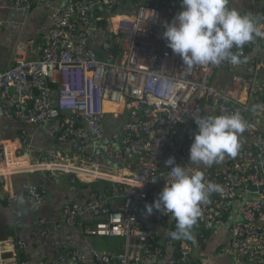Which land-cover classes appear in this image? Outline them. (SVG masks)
<instances>
[{"label":"built area","instance_id":"built-area-1","mask_svg":"<svg viewBox=\"0 0 264 264\" xmlns=\"http://www.w3.org/2000/svg\"><path fill=\"white\" fill-rule=\"evenodd\" d=\"M56 1L14 0V7L29 12ZM251 1L246 14L264 17V0ZM120 2L66 0L45 37L19 42L11 64L0 68V100L12 105L15 118L22 123L56 124L58 144L43 150L35 161L26 132L17 145L0 144L3 201L12 206V179L21 173H41L54 183L66 179L71 185L102 184L87 202L64 205L62 222L70 229L83 228L88 237L120 239L121 243L114 250L93 247L90 257L78 249H66L57 261L211 264L200 253L205 239L226 226L236 201L247 195L238 219L231 220L219 255H233L236 264H264V133L256 121L264 122V108L251 111L254 105H264V82L256 78L264 71V59L254 57L238 65L248 67L250 75L234 74L219 88L213 84L216 71L238 66L223 62L189 68L162 38L165 22L173 23L181 8L168 0H143L129 14L119 16L115 13ZM96 8L105 13L100 19L103 25L93 24ZM3 26L0 13V36ZM93 30L107 35L104 58L85 44ZM249 49H264V39L245 45L244 56ZM31 53L37 58L30 59ZM206 104L214 108L213 115L239 111L248 122L241 136L249 142L241 145L235 157L211 167L190 164L192 138L180 133L206 116ZM92 148L100 149L110 165L101 164ZM171 157L176 165L199 167L207 181L223 189L201 205L202 216L192 229L194 240L170 238L176 227L171 214L155 209L151 215L146 212L145 205L154 203L169 179L170 166L165 162ZM250 186L256 190L250 191ZM21 192L35 206L47 201V192L39 185L24 183ZM22 218L23 213L17 211L16 229L22 226ZM45 225L44 220L35 222L44 235ZM17 249L21 255L24 244L19 242ZM4 254L0 251V258ZM14 258L13 264L53 262Z\"/></svg>","mask_w":264,"mask_h":264},{"label":"crops","instance_id":"crops-1","mask_svg":"<svg viewBox=\"0 0 264 264\" xmlns=\"http://www.w3.org/2000/svg\"><path fill=\"white\" fill-rule=\"evenodd\" d=\"M140 1L143 0H121L115 14L119 16L129 14L134 4ZM65 2L66 0H57L51 7L39 6L28 12L17 10L14 7V0L0 1V13L4 21L0 36V68L5 69L11 64L13 50L19 42L42 40L45 37L51 28L56 11ZM251 4V0H232L231 7L236 8L241 14H246L251 9ZM177 6L182 10L181 5ZM104 15L105 13L101 9L96 8L93 13V22L98 24V21L101 22L100 19ZM106 39V34L93 30L88 34L85 44L95 50L100 58H104L105 53L102 45ZM246 57L248 58L247 61L254 57L264 59V49H249ZM29 58L36 59L37 54L31 53L29 54ZM234 74L246 77L250 75V72L248 67L245 68L244 66H238L230 71L218 70L214 75L213 84L222 88L228 84ZM256 78L257 82H264V71L258 72ZM205 109L206 116L214 114L212 106L206 104ZM256 121L264 133L263 120L256 119ZM56 127V124L40 127L22 123L15 118L12 105L6 100H0V144L12 143L17 145L20 143L23 132H26L31 137L33 145L32 159L34 161L43 150L58 147L56 142ZM197 132L198 129L189 128L180 130V133L183 135L191 137L192 142L194 134ZM248 142L249 139L246 136H240L241 145ZM91 152L96 153V158L101 164L110 165L100 149L92 148ZM24 183L36 184L43 187L47 192V201L41 206H35L24 200L21 192V187ZM12 184L15 199L11 207L3 201V190L0 189V251L5 252L3 258H0V264H13L15 256L23 257L35 263L52 260V264H72L69 261L59 262L56 259L66 249H78L90 257L89 253L93 247L105 251L114 250L121 243L120 239L88 237L83 228L70 229L62 222V209L64 205L87 202L91 192L101 187L102 184L71 185L66 179L61 183H54L50 178L41 173L17 174L12 179ZM246 196L243 195L236 201L232 214L233 219H238V209L241 206L242 199L246 198ZM17 211L23 213L22 226L18 229L14 227V217ZM232 218L228 219L224 228L219 229L215 234L211 235L200 252L211 264H234L233 255H219L220 246L229 237V226ZM38 220H44L46 223L45 235L43 234V230L35 226V222ZM86 226L88 227V222H85L84 228ZM19 242L24 244V252L21 255L17 249ZM199 257L200 255L197 256V258Z\"/></svg>","mask_w":264,"mask_h":264},{"label":"clouds","instance_id":"clouds-1","mask_svg":"<svg viewBox=\"0 0 264 264\" xmlns=\"http://www.w3.org/2000/svg\"><path fill=\"white\" fill-rule=\"evenodd\" d=\"M229 3L230 0H181L182 11L173 23L165 22L162 38L185 66L247 63L243 47L257 38L264 39V17L241 14ZM262 108L264 105L257 104L251 111ZM195 123L198 132L190 147V164L203 167L219 164L226 156L235 157L241 147L240 136L248 128L239 111L201 117ZM165 163L170 166L169 179L154 203L145 205L146 212L151 215L155 209L166 216L171 214L176 227L168 234L170 238L194 240L192 229L202 216L201 205L223 189L207 181L199 167L176 165L174 157Z\"/></svg>","mask_w":264,"mask_h":264},{"label":"trees","instance_id":"trees-1","mask_svg":"<svg viewBox=\"0 0 264 264\" xmlns=\"http://www.w3.org/2000/svg\"><path fill=\"white\" fill-rule=\"evenodd\" d=\"M170 3H173V4H176V5H181V0H168ZM93 24L94 25H103V21H98V24H95L94 22H93ZM206 117V116H205ZM162 227H164V226H162ZM210 239V236L208 235L207 236V239H205V240H209ZM233 263L234 264H236V260H235V258L233 257ZM194 264H196V262L194 263ZM197 264H200V263H197Z\"/></svg>","mask_w":264,"mask_h":264},{"label":"rangeland","instance_id":"rangeland-1","mask_svg":"<svg viewBox=\"0 0 264 264\" xmlns=\"http://www.w3.org/2000/svg\"><path fill=\"white\" fill-rule=\"evenodd\" d=\"M196 127H198V126H192V127H190V129H198V128H196ZM225 158H227V156L225 157ZM65 180V179H64ZM207 242V241H206ZM205 242V243H206ZM204 246H205V244H204Z\"/></svg>","mask_w":264,"mask_h":264},{"label":"water","instance_id":"water-1","mask_svg":"<svg viewBox=\"0 0 264 264\" xmlns=\"http://www.w3.org/2000/svg\"><path fill=\"white\" fill-rule=\"evenodd\" d=\"M248 189H249L250 191H255V190H256L254 187H251V186H250Z\"/></svg>","mask_w":264,"mask_h":264},{"label":"bare ground","instance_id":"bare-ground-1","mask_svg":"<svg viewBox=\"0 0 264 264\" xmlns=\"http://www.w3.org/2000/svg\"><path fill=\"white\" fill-rule=\"evenodd\" d=\"M108 109V108H107Z\"/></svg>","mask_w":264,"mask_h":264}]
</instances>
